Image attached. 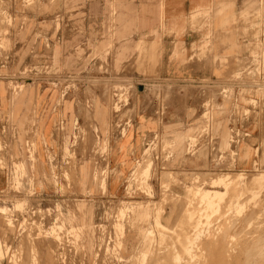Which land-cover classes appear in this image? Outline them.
I'll return each mask as SVG.
<instances>
[{
    "label": "rangeland",
    "instance_id": "obj_1",
    "mask_svg": "<svg viewBox=\"0 0 264 264\" xmlns=\"http://www.w3.org/2000/svg\"><path fill=\"white\" fill-rule=\"evenodd\" d=\"M19 1L0 0V95L5 93L4 84L13 117L24 106L28 113L34 112V117L27 127L0 135V175L7 178L6 185L0 187V264H47L48 258L49 264H264V185H245L264 177V163L250 170L235 164L211 166L207 164L209 152L204 149L195 156L196 160H205L202 167L161 165L155 157L161 154L164 161L170 156L169 149L175 145L176 150L182 148L183 138L175 141L163 136L159 144L152 141L153 146L148 147L153 134L143 156L133 164L120 155L130 143L128 131L139 113L146 111L158 121L156 113L161 107L168 109L172 100L179 112L188 110L190 97L186 89L173 92L161 81L159 72L163 58L169 54L165 41L174 40L176 32L163 29L160 33L163 51L158 60L146 52L127 49L135 42L117 27L121 12L116 0H107L109 33L86 43L81 37L71 39L74 45L65 56L66 63L61 64L54 56L56 46L50 41L54 40L52 18L61 16L64 7L59 0L38 1L25 8L26 19L19 16ZM259 1L261 6L253 2L243 11L244 29L234 36L235 45L231 39L225 41L226 37L212 32L193 49L192 62L208 68H228L223 81L205 83L196 99H205L207 120L209 105L219 92L233 88L226 81L254 62L242 59L244 49L237 42L248 35L259 41L264 0ZM93 3L98 9V0ZM208 11L194 16L186 33L191 28L212 30L208 21L212 23L222 11ZM29 32L34 33L33 37H28ZM41 35L51 39L46 40L44 53L38 48ZM69 41L66 38L62 44ZM215 42L233 56L218 59L213 51ZM40 84L70 94L77 111L75 127L71 119V139L62 120L56 126L57 145L48 151L45 164L35 126ZM250 92L260 94L263 101H246L243 109L238 108L237 119L239 112H245L250 123L261 127V138L251 133L243 146L248 147L252 162V146L264 143V89ZM72 110L71 102V113ZM96 117L103 119L104 127L97 126ZM12 121L10 126L15 124ZM122 137L121 149L114 151L121 164L112 167L111 142ZM194 137L189 139L192 147ZM17 141L21 156L13 148ZM243 152L241 148L240 160ZM184 154L185 162L192 159ZM148 166L149 172L143 174ZM195 177L200 179L195 182ZM218 177L242 182L223 195V201L217 204L218 212H207L206 204L199 199L211 187H204L201 180ZM218 190L226 191L225 187ZM87 222H93L91 228H87Z\"/></svg>",
    "mask_w": 264,
    "mask_h": 264
},
{
    "label": "crops",
    "instance_id": "obj_2",
    "mask_svg": "<svg viewBox=\"0 0 264 264\" xmlns=\"http://www.w3.org/2000/svg\"><path fill=\"white\" fill-rule=\"evenodd\" d=\"M95 1L97 0H71V3L63 5L64 8L61 12V16L52 18L53 23H55L52 29L54 40L50 38L47 39L44 35H41V43L38 46L40 52H45L46 40H51V44L56 46L54 56L59 58V62L62 64L66 63L65 56L68 55L70 48L74 45V40L71 39L81 37L86 43L90 41V39L94 40L96 38L105 37L110 30L109 17L108 14L105 13L107 0H98V9L97 4L93 3ZM253 2L256 3L257 7L262 4L259 0H116V6L119 7V12H121L118 16L119 23L121 22V24L118 23L117 27L119 26L122 29V32L125 33V37L131 38L135 42L134 45L127 49L136 50L140 53L146 52L152 59L158 60L161 58L160 55L163 51L161 38L159 39L160 33L163 29L176 32L177 36L174 40L167 39L165 41L168 43L167 50L169 54L163 58L159 72L161 81L164 82L165 85H170L173 92L178 91L180 88H185L186 94L190 97L187 111L179 112L176 103L172 100L170 107L165 112L164 119L158 118L157 121L154 116L152 117V115L146 111L138 114L143 118L140 116L138 118L135 117L128 131V133L131 134L130 143L125 147V153L120 154L129 164H133L137 157L143 156L149 136L155 133H161L163 136H166L167 139H175V141L176 138H183L182 148L176 150V145L172 147L174 157L169 161L168 166L196 169L206 164L205 160L196 159H190L185 162L186 156L184 153L187 151L190 137L192 135L195 136L204 125L201 104L197 102L196 99L199 96V86L201 84L204 82L212 83L223 81L221 78L227 73L228 68H221L219 66L208 68L205 64L192 62L193 49L204 42L203 40L205 37L211 35L212 32L217 34L220 33L221 36L226 37L224 39L225 41L226 39H231V42L235 45L234 36L238 31L244 29V21L241 19V15L246 7ZM212 8L222 11L215 15L212 23L208 21L209 27H212V30L206 29L205 31H199L191 28L189 32L186 33L187 31L185 30L187 29L188 22L191 21L194 16L201 11L209 12L208 10ZM81 12L83 14H81ZM21 13L22 14H19V16H25L27 19V13L23 8L21 9ZM235 22H237V24ZM57 23H59V27H57ZM262 28L264 31V26ZM120 32L121 30L119 33ZM33 35L34 33L31 32L28 37H33ZM66 38H70V41L66 44H62ZM250 42V35L247 37L243 36L237 42V46L244 49V53L241 55L242 59H246V57L255 55V52L261 51L259 45L251 46ZM20 45H22V43ZM213 45L215 46L213 51L218 59L222 58L228 60L233 56V54H227V51H223L224 48L221 44L215 42ZM227 46L230 45L227 44ZM70 78L69 76L66 81H69L68 79ZM133 79L139 78L135 77ZM57 81H59V79H57ZM52 85L56 84L52 83ZM3 86L5 91V93H2L3 99L0 95L1 136L13 129L18 130V128L27 127L28 123H31L34 117V112L31 111L28 113L25 106L19 111L17 117H13L10 104L11 98L7 87L4 84ZM37 86L39 87V97L35 101V105L37 106L35 126L36 130L40 133L39 143L45 164L48 151L51 152L57 145L56 126L59 125L62 120L63 124L67 127V135L71 139V119L72 126L75 127L77 111L75 108L76 102L71 100L70 94L67 96L68 94L65 91L61 93L60 90L48 84H40ZM263 89L264 87L256 88L252 81H248L245 88L237 89L230 97H217L210 111L211 130L218 141V150L220 153H224L227 156V161L233 160L234 164L237 165L239 169L250 170L254 166H260V162H262V164L264 163V143L263 146H252L253 157L252 162H250L249 149L247 146H243L245 145L246 138L252 136L251 133L256 135L257 138H261V127H256L253 122L250 123L244 115L245 112H243V115L239 112L238 123L242 127L241 132L245 134L246 137L243 138L239 144L233 146L230 141L231 124L233 123L230 115L235 111L237 113L239 107L243 109L246 101H254L255 98L256 100L263 101L260 94L255 95L250 92L251 90L260 92ZM62 95H65V97L62 98ZM71 102L73 104L72 113ZM100 103L107 105L102 101ZM96 118L97 126L104 127L103 119L101 118L100 120L99 117ZM110 118L111 115L109 113V121ZM9 120H13L12 122L15 124L10 126ZM127 123L128 121L126 123L123 122L122 126H125ZM161 123L166 127V131L163 130ZM46 128L49 130L48 134H46ZM20 132L22 133V129ZM122 140H124V138L111 142L110 151L112 154L110 160L112 167L117 168L121 164V162L118 161L117 155L114 156V151L116 153L117 149H121ZM13 148L17 151V156L22 155L20 141H17ZM241 148L244 149V155L240 160L239 152ZM231 152L235 153V156H231ZM207 164L215 166L210 159H208ZM6 181L7 178L1 177L0 175V187L5 186ZM121 190L122 185L119 187V193ZM116 193H118V191ZM92 223L93 222H87V228H91L93 225ZM118 248V250H120L121 245ZM47 262V264H49L51 260L48 258Z\"/></svg>",
    "mask_w": 264,
    "mask_h": 264
},
{
    "label": "built area",
    "instance_id": "obj_3",
    "mask_svg": "<svg viewBox=\"0 0 264 264\" xmlns=\"http://www.w3.org/2000/svg\"><path fill=\"white\" fill-rule=\"evenodd\" d=\"M38 1H42V0H20L19 3L21 4L22 8L25 10V8L30 7L32 5H34L35 3H38ZM53 3H56L58 0H51ZM59 4L63 5H67L68 3H71V0H59L58 1ZM263 35H264V31L261 33L260 35V39L259 41H255L251 39V46L253 45H259L261 47V51L259 52H255V55L250 56V57H246V59H248L249 61H254L251 64H247V66L243 69L242 71L240 70L237 74V77H232L231 79H229L228 81H226L228 84L227 85H231L233 86V88L231 89V91L227 90V89H223L222 91L219 92V95L216 96L217 97H221V98H228L230 97L233 93H235V91L237 89H241V88H245L248 81H252L253 85L256 88H262V84H264V44H263ZM206 82H204L203 84H201L199 86V91L200 93H202L201 88L203 87V85H205ZM199 93V95H200ZM199 97V96H198ZM215 101V100H214ZM214 101L209 105L211 106V109L213 107V103ZM253 101V100H252ZM256 102H258L259 100H254ZM197 102H200L201 104V109H202V116H203V120H204V125L202 128H200V132L197 133L195 135V137L193 138L194 141H196V143H192L193 147L189 141L188 145H187V151H186V155H191L192 159H195L196 154H198L199 152H201L202 150H207L209 152V159L210 161L215 164V166H224V165H232L234 164L233 160H229L227 161V156L224 153H220L218 150V141L217 139L214 137L213 132L211 130V124H210V113L208 112V120L205 118V99L204 98H200ZM251 106V105H250ZM167 109H164L161 107V109L158 111V113H156V116L159 115L158 117L160 119H164L165 116V112ZM251 111V110H250ZM259 111V110H257ZM245 116H247L246 114H244ZM231 120H233V123L231 124V144L233 146H236L237 144H239L241 142V140L243 138H245V134H243V136L241 135V125L238 123V119H237V113L236 111L233 112L230 115ZM237 119V120H236ZM206 131V132H205ZM154 138L153 140L150 141V144L147 145L149 146H153V142H157V144L160 143V137H163V135L161 133H157V134H153L152 135ZM159 139V140H158ZM153 141V142H152ZM192 148L196 149L195 150H191ZM172 148L169 149V154L170 156H167V158L163 161L162 155L159 154L155 157V160L157 162H159V164H163V165H168L169 161H171L173 159V153H172ZM196 152L195 154L193 152ZM191 152V154H190ZM217 152V153H216ZM215 155L216 158H212V156ZM231 156H235V153L231 152L230 153ZM227 161V162H226Z\"/></svg>",
    "mask_w": 264,
    "mask_h": 264
},
{
    "label": "bare ground",
    "instance_id": "obj_4",
    "mask_svg": "<svg viewBox=\"0 0 264 264\" xmlns=\"http://www.w3.org/2000/svg\"><path fill=\"white\" fill-rule=\"evenodd\" d=\"M5 35V34H4ZM6 36V35H5ZM150 170V167L148 166L146 168V170H144V172H142L143 174H147ZM142 174V175H143ZM254 177V176H253ZM199 177H195L194 181L197 182L196 180H199ZM242 182V181H241ZM241 182H239V180H235V179H223L221 177L218 178H213L211 180H201V183L204 187H206L207 185H210L211 189L206 190L203 198L199 199L202 200L205 204H206V209L207 212L211 211V213H216L219 211V206L217 205L218 202L223 201V195L226 194V192L228 191V189H232L234 186H239L241 185ZM246 184H249L250 186H254L256 185L257 188H262V186L264 185V177H260L258 179H254L252 181H248ZM220 187H225L226 191H221L218 190V188ZM229 192V191H228ZM232 192V191H231ZM199 194V192H198ZM197 194V195H198ZM200 196V195H199ZM201 201V202H202ZM203 204V203H202ZM242 204V203H241ZM145 210V209H144ZM145 213V211H144ZM188 213V212H187ZM195 213V212H194ZM197 213V212H196ZM142 214V213H141ZM194 215V214H193ZM197 215V214H196ZM213 215V214H212ZM195 216V215H194ZM204 216V215H203ZM207 216V213H206ZM146 217V216H145ZM191 217V216H190ZM189 217V218H190ZM143 218V217H142ZM184 218V217H183ZM192 218V217H191ZM206 218V217H204ZM212 218V217H211ZM97 219V218H96ZM208 219V218H207ZM70 220V217H69ZM190 220V219H189ZM210 221V220H209ZM2 225V224H1ZM197 228V227H196ZM142 253V252H141ZM246 253V252H245ZM145 254V253H144Z\"/></svg>",
    "mask_w": 264,
    "mask_h": 264
}]
</instances>
